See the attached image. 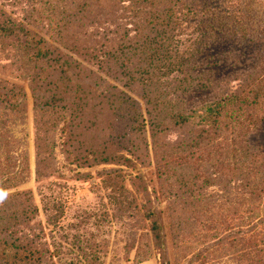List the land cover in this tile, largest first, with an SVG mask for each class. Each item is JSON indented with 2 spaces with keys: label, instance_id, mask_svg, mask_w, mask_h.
I'll return each instance as SVG.
<instances>
[{
  "label": "rangeland",
  "instance_id": "rangeland-1",
  "mask_svg": "<svg viewBox=\"0 0 264 264\" xmlns=\"http://www.w3.org/2000/svg\"><path fill=\"white\" fill-rule=\"evenodd\" d=\"M263 20L264 0H0V24L31 31L0 36V95L21 105L0 264H249L264 220V192L250 193L264 179ZM63 60L88 93L44 112L40 78ZM102 146L111 164L93 162Z\"/></svg>",
  "mask_w": 264,
  "mask_h": 264
},
{
  "label": "trees",
  "instance_id": "trees-1",
  "mask_svg": "<svg viewBox=\"0 0 264 264\" xmlns=\"http://www.w3.org/2000/svg\"><path fill=\"white\" fill-rule=\"evenodd\" d=\"M188 10L190 12H193L192 7H188ZM15 25L16 24L11 26L10 22L0 24V36L4 38H7V37L9 38L11 36H14L19 41H22L20 39V36L27 37L31 33L29 29H25L21 24H18L19 28L17 29H15ZM26 40L28 39H24L23 41H26ZM43 50L47 52L42 53ZM48 51H49V48L47 47V43L44 42L42 47H40L35 54L36 61L42 62L45 56L49 54ZM58 64L59 65H52L51 70H52L53 75L49 76V78H51V81L49 83H46L44 85V83L46 82V79H44L43 77L40 78L43 91L45 93V100L42 106V111L44 112L45 111L48 112L50 110L56 109L60 105H63V104L65 105L61 107L60 109H63L65 107L67 108L68 105L76 107L79 104V101L81 100L82 95H85L86 93H88V89H87L88 87L85 86V81H84L85 79L81 77V73H80L81 66L79 63H75L73 66L71 65V62H67L63 60L62 62ZM61 88H62V92L59 90ZM257 94H254L253 96L254 99L259 98V95ZM2 95L7 99L6 101H0V103H8L10 101V104H11L10 105L11 108H9V110L8 108H4L0 110V192H5V191H8L7 184L11 181L13 177V175L10 172H13L15 168L17 169L16 162L19 161L18 158H16L19 154L15 155V152L18 151V149H15L13 151V155H15L16 157L13 158L12 153L10 155L12 146H14L15 141L13 139L12 130L9 128V124L10 123L13 124L15 122L14 116L21 109V105H16V104L11 103V100L15 99L14 95H10L8 93L2 94ZM71 123L72 122H70V124ZM93 126H95V123L88 129H92ZM56 128H57L56 122H52L51 124L45 127H42L41 131L43 134V138H40V136L36 138V144L38 145L37 147H39V143L41 141H45L46 143L44 142V144L48 146V142L50 143V141L47 139V136L52 135L55 132ZM72 132H73V129H70V132L68 134H71ZM52 150L50 147L49 152H51ZM21 152L22 151L20 150V153ZM93 157H94L93 162H97L98 164H101V163L111 164L114 158L113 153L107 151V148L103 146H102V150H98L97 154ZM98 157L99 159H97ZM84 163H88L90 165V161H88L87 155L84 158ZM261 183H262L261 185L262 187L253 186L250 188V193L253 197V202H256L260 198L262 193L264 192V179L261 180ZM17 199H18V196H17ZM14 201H15L14 197L12 196L7 197L5 202L2 201L3 203L0 205V226L1 228H3L4 232L7 231L6 229H8V228L5 229L4 227L6 224H8V221L4 219V215L11 212V210L13 209V207H11V203ZM17 215L18 214H14L10 218L15 221L18 218ZM146 216L151 218V232L154 236L156 244L158 245L163 244V235L161 233L162 227L159 223L158 217L153 213L151 215L147 214ZM260 227L261 229L258 230ZM249 229L252 232L251 237H250L251 251H250V256H249V264H262L260 253L264 251V220L262 221V223L260 221H252ZM12 257L15 262L16 256H12Z\"/></svg>",
  "mask_w": 264,
  "mask_h": 264
}]
</instances>
